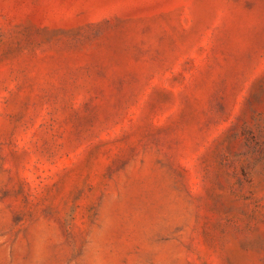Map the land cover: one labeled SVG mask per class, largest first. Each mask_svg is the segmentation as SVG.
Segmentation results:
<instances>
[{
	"label": "rangeland",
	"instance_id": "374dc122",
	"mask_svg": "<svg viewBox=\"0 0 264 264\" xmlns=\"http://www.w3.org/2000/svg\"><path fill=\"white\" fill-rule=\"evenodd\" d=\"M0 264H264V0H0Z\"/></svg>",
	"mask_w": 264,
	"mask_h": 264
}]
</instances>
